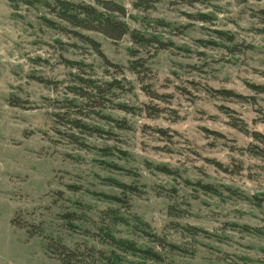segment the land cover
Instances as JSON below:
<instances>
[{
  "label": "rangeland",
  "instance_id": "1",
  "mask_svg": "<svg viewBox=\"0 0 264 264\" xmlns=\"http://www.w3.org/2000/svg\"><path fill=\"white\" fill-rule=\"evenodd\" d=\"M37 1L53 0H0V264H57L43 237L109 256L107 210L130 222L116 238L159 258L116 252L119 264H264V145L251 136H264V0H114L130 31L165 49L79 31L105 60L48 28ZM79 79L120 88L95 115L71 93Z\"/></svg>",
  "mask_w": 264,
  "mask_h": 264
},
{
  "label": "trees",
  "instance_id": "2",
  "mask_svg": "<svg viewBox=\"0 0 264 264\" xmlns=\"http://www.w3.org/2000/svg\"><path fill=\"white\" fill-rule=\"evenodd\" d=\"M29 2V1H27ZM39 4H42V7L47 10L48 15L52 16L54 20L42 19L45 25L51 29H57L65 35H71L74 38L83 40L86 44L91 47H95V51L104 59L102 53H100L98 44L95 43L89 37L83 35L82 32H92L100 34L105 38L111 40L112 42H119L124 37L129 36L131 42L138 46H156L154 48L165 49L164 45L161 42L151 40L143 35L130 31L127 24L124 22V19L127 15L126 9L121 4H118L114 0H53L50 2L37 1ZM149 0H140L139 3H136L135 6L146 7L148 6ZM155 2V1H151ZM29 4V3H28ZM105 60V59H104ZM72 66H78L76 62H70ZM79 69V68H78ZM129 71L143 80L141 72H144L143 64L138 61H131L129 64ZM82 87L72 88L71 93L86 101V106L88 112H91L95 115V108H103L105 101V95L111 92L113 89H119L120 85L116 82L104 83L102 85H97L90 79H79ZM143 91L145 94L155 100L165 101L166 95H160L152 91L147 85L143 86ZM228 94V93H227ZM12 107H18L16 103H10ZM74 112L77 114L81 113L83 107L74 105ZM79 109V110H78ZM84 116V115H81ZM65 124H69L72 128L77 130L84 129L88 130V127L81 123L77 119H63ZM232 127L239 132L247 133L246 124L241 122L240 124L235 123ZM251 136L255 141H258L264 145V136L260 133L253 132ZM109 198V197H107ZM100 220V223L103 224L101 228L98 229L99 234L98 238L105 246H108L111 249L109 256L105 255L104 251L96 250L93 247L83 248L75 247L74 249L69 248L62 241L54 239L52 237H43L46 241L44 245V252L49 259H53L57 264H119L120 258L116 254L119 252L123 255L135 256L136 254L142 256L144 260L158 261V255L152 251H142L134 245V243L123 240L121 238H116L114 236V229L117 226H126L130 227V222L128 219L119 215L114 210H107L103 212ZM71 215H63L64 220L69 219ZM133 221L136 222L139 230L140 228L147 227L146 223L140 221L137 216L132 217ZM11 225L17 228H26L29 238L41 237L42 231H36L34 225H27L25 222H18L17 219L11 220ZM71 228H75L70 225ZM145 232V231H141ZM146 237H149L152 242L156 243L157 246L163 247L171 246L167 245L162 239L156 235H151L144 233Z\"/></svg>",
  "mask_w": 264,
  "mask_h": 264
}]
</instances>
